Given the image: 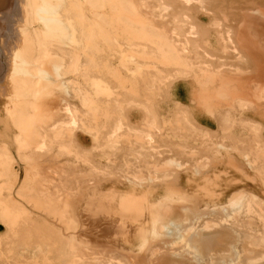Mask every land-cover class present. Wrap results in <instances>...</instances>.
<instances>
[{
	"label": "rangeland",
	"instance_id": "374dc122",
	"mask_svg": "<svg viewBox=\"0 0 264 264\" xmlns=\"http://www.w3.org/2000/svg\"><path fill=\"white\" fill-rule=\"evenodd\" d=\"M67 2L0 0V264H264V0Z\"/></svg>",
	"mask_w": 264,
	"mask_h": 264
},
{
	"label": "bare ground",
	"instance_id": "6f19581e",
	"mask_svg": "<svg viewBox=\"0 0 264 264\" xmlns=\"http://www.w3.org/2000/svg\"><path fill=\"white\" fill-rule=\"evenodd\" d=\"M15 3L17 6H16V11H18V15L16 16V21H15V24H19L20 21H24V18L25 17H28V16H31L32 12H36L38 15H40V19H44L45 21H52L55 26H53L52 30L53 31H58L63 37H64V42L66 43H78V47L79 49L83 50L84 48V45L82 44V42H84V39H83V34L81 33V18H80V15L79 13H77L76 9L74 8V6L72 7L71 5H69V3L67 2V0H60L61 2V5L59 4V6H57L58 8L53 10V11H49L47 10L48 8L51 10L50 7L48 8H43V7H39L38 4H32V3H29L30 1L29 0H25L24 2H22L21 0H14ZM81 1H84L86 2L87 4H90L92 5V8L94 7H103L104 5H106L109 0H81ZM120 4L122 3H129L130 0H119ZM156 3V2H155ZM195 3V2H194ZM148 4V3H147ZM157 4V3H156ZM160 4V2H159ZM168 6V5H167ZM190 7V6H189ZM113 8V7H112ZM102 9V8H101ZM114 9V8H113ZM97 10V9H96ZM49 11V12H48ZM1 12H3V9L0 8V14ZM95 12V10H94ZM250 12V11H249ZM252 12V11H251ZM41 13L43 15H41ZM96 13V12H95ZM262 13V12H261ZM264 15V13H262ZM96 16L98 14H95ZM102 16V15H101ZM17 17L20 19H17ZM98 17V16H97ZM105 17V16H104ZM105 20V19H103ZM107 20V19H106ZM176 24H177V27H176V31L178 33H181V26L183 24V21L181 20H176L175 21ZM14 24V25H15ZM17 29V28H16ZM187 32V31H186ZM18 34V32H17ZM92 34V33H91ZM34 35H35V44L39 46V49L43 48V44H47V42L43 39V38H40V35H38L37 32H34ZM108 38V37H107ZM109 40H117V37H112V38H109ZM6 43V45H5ZM24 43V38H18L17 39V43H16V48H15V44L11 45L10 43V40H4V39H1L0 40V46L1 47H9V50H4L3 52L6 53L5 56L3 55V57L5 59L4 62L6 63V67H7V62L9 63V65H11V61L14 59L15 55H16V50L17 48H19L21 45H23ZM1 51V50H0ZM235 53V52H234ZM71 61H72V64H71V67L73 70L77 69V66H78V58H77V54H75V56L73 55L71 57ZM81 61V60H80ZM61 73V72H60ZM218 89V88H217ZM251 97V96H250ZM256 97V96H255ZM254 97V98H255ZM253 97L251 98V103H254L253 102ZM255 100L258 101V98H256ZM249 101V99H248ZM256 101V102H257ZM142 104V102H141ZM12 113V111H10ZM114 119V118H113ZM257 126V125H256ZM253 127H254V124H253ZM160 128V127H159ZM257 128V127H255ZM140 130V129H139ZM257 131V130H256ZM15 141V140H14ZM17 144V142H16ZM88 152V151H87ZM58 153V152H57ZM245 157V156H244ZM256 159V158H255ZM254 159V160H255ZM258 160V158L256 159ZM251 161V160H250ZM257 162V161H256ZM262 164V160L260 161ZM255 161L250 165H259L257 163H255ZM249 164V163H248ZM261 164V166H262ZM255 167V166H254ZM260 172V171H259ZM261 182V181H260ZM199 189V188H198ZM196 195V194H195ZM198 196V195H197ZM195 197V196H194ZM255 199V196L253 197ZM199 199V198H198ZM196 199V200H198ZM248 199V197H247ZM245 202H243L242 204H240L239 206H237L235 208L236 211H239V212H243L249 205V203H251V205H256L257 201H255L254 199L253 200H247ZM250 199V197H249ZM201 200V199H200ZM193 201V200H192ZM74 202V201H73ZM199 202V201H198ZM128 204V203H126ZM258 205V204H257ZM250 206V205H249ZM143 208V207H142ZM225 212V211H224ZM226 214V212H225ZM226 216H229V214H226ZM170 226H173V224H167V225H164L162 226V229H164V234L168 235L170 234L171 232V227ZM186 236V233H183V232H180V235L178 236L179 240H183L184 237ZM237 237L238 238H241V235L240 234H237ZM48 248V247H47ZM231 248V249H230ZM230 251L232 250V252H234V255H235V258L236 260L239 258V249H238V246L237 245H232V247H230ZM241 250V249H240ZM229 251V252H230ZM188 253V252H187ZM223 253V252H222ZM232 254V253H231ZM196 255V254H195ZM224 256H227L225 254H223ZM233 255V256H234ZM230 256V255H228ZM227 256V257H228ZM225 257V258H227ZM198 261H200V259L198 257H196ZM224 259V257H223ZM231 259V258H230ZM201 262V261H200ZM232 260L230 261V264H232ZM237 264L239 263V260L238 262H236ZM222 264H225V263H222ZM234 264V263H233Z\"/></svg>",
	"mask_w": 264,
	"mask_h": 264
}]
</instances>
